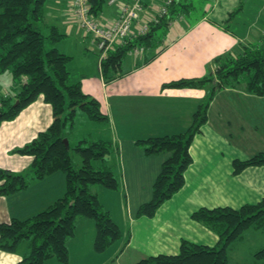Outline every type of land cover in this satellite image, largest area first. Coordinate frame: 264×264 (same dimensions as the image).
<instances>
[{
  "label": "crops",
  "instance_id": "0c3cea01",
  "mask_svg": "<svg viewBox=\"0 0 264 264\" xmlns=\"http://www.w3.org/2000/svg\"><path fill=\"white\" fill-rule=\"evenodd\" d=\"M72 1L47 0L44 19L36 24L42 32L45 30L49 34L52 27H57L65 35L62 40L50 43L72 57L69 64L72 82H80L85 93L97 98L101 111L107 115L102 134L90 139L113 144L112 153L104 163L113 166L120 188L114 193L106 187L99 190L109 197L118 196L122 215L118 226L122 237L105 251L109 250L116 260L127 257L126 264H134L159 254H177L183 240L215 246L218 236L194 221L192 214L201 208L237 209L264 197V165L250 166L239 174L234 173L233 167L236 159L246 160L258 154H254V140L259 141V153L264 151V96L248 93L243 85L217 90L208 108L207 122L190 147L192 163L185 171L184 187L153 217H137V212L142 204L151 200L154 182L169 153L146 155L138 141L179 134L190 127L194 114L208 100L211 84L179 88L166 87V83L209 76L215 71L216 57L235 50L240 52L253 39L260 41L263 35L255 27L261 21L263 7L254 27L251 25L238 32L231 29L235 17L229 22L228 18L239 0H214L212 10L191 24L185 19L191 3L182 0L184 5H179L169 26L157 31L156 45L147 48L143 56L131 55L133 59L125 67L122 64L120 76L106 81L99 68L96 41L81 28ZM152 3L154 0H145L143 16L151 18L157 14L161 4L150 5ZM189 4L191 7H185ZM119 12L120 5L106 4L96 17L112 24ZM169 31H172L170 38ZM90 53L93 54L89 59L91 65L77 67V55L87 59ZM10 96L8 94V98ZM52 123V107L43 95L15 119L2 122L0 168L21 173L28 171L33 157L14 151L31 142ZM65 192L66 175L62 171L33 180L27 188L13 195L0 196V222L37 214ZM95 194L112 215L108 198L102 199L97 191ZM252 232L254 255L264 248V242H260L264 241V227L250 228L241 240L230 245L229 264H246L236 257L235 250L238 242H243ZM96 234L95 221L79 217L75 234L67 241L69 261L62 263L51 258L46 264H88L91 257L97 258ZM28 253V249L19 250V247L15 252L0 250V264H15ZM254 264H264V261H254Z\"/></svg>",
  "mask_w": 264,
  "mask_h": 264
},
{
  "label": "trees",
  "instance_id": "16d2710c",
  "mask_svg": "<svg viewBox=\"0 0 264 264\" xmlns=\"http://www.w3.org/2000/svg\"><path fill=\"white\" fill-rule=\"evenodd\" d=\"M230 13L228 22L243 10V3ZM47 0H0V74L11 72L18 83L15 105L12 97L0 99V126L15 119L20 112L43 95L53 111V123L31 142L14 152L33 157L26 172H14L0 168V196H10L25 188L31 181L43 179L55 172L66 175V192L52 205L27 218H12L0 222V250L15 252L22 240L30 239V251L15 264H46L51 258L62 263L69 261L67 241L74 236L79 217L93 219L97 234L94 248L105 251L122 237L118 224L104 208L91 186L102 185L118 189L119 178L113 166L104 162L113 150L111 141H79L68 149L64 139L67 129L74 126L77 113L85 112L93 121H103L107 115L101 111L97 98L84 92L80 82H72L69 64L72 57L55 47L46 48L47 41L54 43L65 35L57 27L44 34L36 22L43 20ZM91 13L98 15L107 0H90ZM182 0H175L169 14L152 23L148 33L134 42L117 47L102 63V75L106 81L119 77L123 60L136 46L154 47L156 33L165 29L176 17ZM185 7H190L186 5ZM222 54L215 59V71L203 78H181L166 83V87H193L211 84L208 100L194 116L190 127L179 134L151 137L138 141L146 155L169 153L163 162L154 185L150 201L142 204L137 217H153L158 209L185 185V171L192 163L190 147L201 127L207 122L210 102L217 90L228 86L243 85L248 93L264 96V36L259 43L244 46L235 57ZM80 153L82 165L77 168L70 156V149ZM103 163V164H102ZM264 165V152L246 160L236 159L234 173L239 174L250 166ZM219 240L215 246L183 240L177 254H159L134 264H229V247L241 240L246 230L264 227V197L240 208H201L192 214ZM256 258L264 261V248L256 252Z\"/></svg>",
  "mask_w": 264,
  "mask_h": 264
},
{
  "label": "rangeland",
  "instance_id": "374dc122",
  "mask_svg": "<svg viewBox=\"0 0 264 264\" xmlns=\"http://www.w3.org/2000/svg\"><path fill=\"white\" fill-rule=\"evenodd\" d=\"M240 1L241 0H239L238 5L236 6V8L233 11H235L239 7ZM162 3H163V0H154V3H152L150 5L155 4L157 6L158 5L160 6V4H162ZM188 3H191L192 8L190 10V13L186 14L185 19L187 20V22H190V24L194 23L196 21V19L205 15L207 12H209V10L211 11L213 6H214V0H187V4ZM48 4H49V2L46 3V5H48ZM261 7H263L261 21L259 22L257 27H255V29L257 32L261 33L264 36V0H245L243 3V10L235 16V18L233 20V26L234 27H231V29L236 30L238 32H242V31L246 30L247 28L249 29V27L251 25L254 27L255 19L257 18ZM229 15H230V13H229ZM178 16H180V13L178 14ZM97 19L101 20V18L99 16ZM171 32L172 31H169L167 33L168 38H170L169 36H171ZM43 33L47 35L48 31L46 32L45 30H43ZM263 36H262L261 40L263 39ZM258 40L259 39H253L252 43L245 44L244 46L259 43L261 41V40L260 41H258ZM53 46H54V44H53ZM53 46L49 41H47V43H46L47 49H50ZM96 51H97V49L94 50V52H96ZM238 53H239L238 50H235L233 52H229L230 55L228 57H235L234 55H237ZM98 54H99V52H98ZM92 56H93V54L90 53L88 58L85 59V57L78 54L76 57V62H75L76 66L78 67L80 65L83 67L86 64L91 65V60H89V59H91ZM142 56H143V54H142ZM131 58H132L131 55H127L124 58V60H123L124 67L127 65V62L129 60H131ZM90 65H89V67H90ZM100 71L102 73V70H100ZM14 81L15 80L13 79L11 72H5L3 74H0V97L1 96L3 97L7 93V94H10L11 95L10 97H12V99L15 101V94L18 91V83H17V81H15V82ZM15 102H17V101H15ZM105 125L106 124L104 121H100V120L99 121H93L87 117L85 112L79 111L77 113V116H76L74 127H72V128L70 127L67 129V133H68L67 135H68L70 146L73 148V146H75L79 141H81L83 139L95 140V139H90L91 136H92V138H97L98 136H100L102 134L101 132H103V130H104ZM254 143H256V144H254V154L256 152L259 153V151H258V150H260L259 141L256 139V140H254ZM72 148L70 149V156L72 158V161H73V164L75 165V167L79 168L82 165V157H81L79 152H77L76 150H74ZM262 150H264V147L262 148ZM103 187L104 186L99 185V184L93 185V186H91V192L95 194L97 191L100 194V197L104 200L108 198V201H107L108 206H110V208L112 209V213H111L112 219L117 224L118 223L121 224L122 215H121L120 205L118 204V200H117L118 196H117V198H115V196L109 197V194L103 195L102 191L99 190L100 188H103ZM119 188L118 189H111L110 191H112L114 193L115 191L119 190ZM251 231H254V230L252 229ZM252 233L253 234H249V236H246V239L243 242H238L239 244H237V248L235 250L236 257H238L239 259L245 260L246 264H254V261H259L258 259L255 258V255H254V232H252ZM260 242H264V241L261 240ZM30 244H31L30 239L22 240L18 246L19 250L25 248V249H28V252H29L30 251ZM97 253H98L96 256L97 258L91 257L88 264H103V262L105 260H107L108 258H110V259L105 264H126L127 263L126 262L127 257L122 258V260H116L114 255L110 254L109 250L103 251V252H97ZM111 256H113V257L111 258Z\"/></svg>",
  "mask_w": 264,
  "mask_h": 264
},
{
  "label": "built area",
  "instance_id": "2783aa9c",
  "mask_svg": "<svg viewBox=\"0 0 264 264\" xmlns=\"http://www.w3.org/2000/svg\"><path fill=\"white\" fill-rule=\"evenodd\" d=\"M175 0H163L157 14L151 18L143 16L145 0H107V5H120V12L112 24L104 23L91 13L90 0H73L75 16L85 33L90 34L96 41L99 50V68L107 59L109 53L128 42H134L148 33L152 23H158L160 18L169 14ZM146 49L136 46L130 55L141 56ZM4 98L8 97L6 93Z\"/></svg>",
  "mask_w": 264,
  "mask_h": 264
},
{
  "label": "water",
  "instance_id": "95a60500",
  "mask_svg": "<svg viewBox=\"0 0 264 264\" xmlns=\"http://www.w3.org/2000/svg\"><path fill=\"white\" fill-rule=\"evenodd\" d=\"M18 102H19V101H17V102L15 103V105H17ZM64 142H65L66 147L69 149V148H70L69 139H68V138H65V139H64Z\"/></svg>",
  "mask_w": 264,
  "mask_h": 264
}]
</instances>
